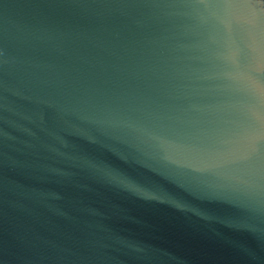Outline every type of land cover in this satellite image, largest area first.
Instances as JSON below:
<instances>
[{
  "label": "water",
  "instance_id": "water-1",
  "mask_svg": "<svg viewBox=\"0 0 264 264\" xmlns=\"http://www.w3.org/2000/svg\"><path fill=\"white\" fill-rule=\"evenodd\" d=\"M0 264H264V0H0Z\"/></svg>",
  "mask_w": 264,
  "mask_h": 264
}]
</instances>
